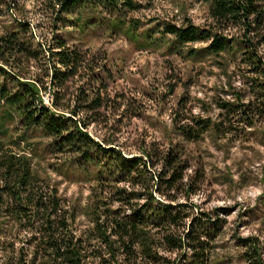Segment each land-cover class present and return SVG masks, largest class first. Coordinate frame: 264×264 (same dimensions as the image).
I'll return each mask as SVG.
<instances>
[{"label": "rangeland", "instance_id": "374dc122", "mask_svg": "<svg viewBox=\"0 0 264 264\" xmlns=\"http://www.w3.org/2000/svg\"><path fill=\"white\" fill-rule=\"evenodd\" d=\"M124 1L117 0L116 8L101 4L98 11L85 10L79 13L80 22L75 15L64 24L56 15L57 7L52 9L45 1L0 0V35L14 31L18 22L25 24L23 39L30 52L42 53L20 69L26 78L41 79V95L49 107L52 94H47L54 90L49 71L54 62L46 52L55 38L76 48L83 62L64 84L60 104L80 111L85 131L103 147L150 162L147 188L152 191L157 185L162 195L155 194L156 198L181 205L175 209L180 220L174 235H181L193 220V230L206 244L208 264H253L244 257L252 243L243 245L239 239H252L264 263V103L263 114L251 121L234 111L236 97L246 102L250 85L264 81L240 63L239 52L214 58L205 53L188 55L190 49L205 48V43L187 45L179 54L168 48L171 38L161 33L164 24L180 25L188 19L203 27L210 21L201 0H133L135 9ZM259 54L264 64V46ZM224 101L233 110L219 134L209 131L196 142L183 139L179 128L191 125L192 118L215 121L226 114L218 109ZM4 110L0 106V116ZM2 118L8 129L0 136L3 153L30 156L33 171L56 189L69 216L74 215L75 237L91 228L88 210L96 197L114 209L119 206L115 188H131L127 180L109 179L102 168L103 154L93 151V161L83 162L75 154L55 151L52 139L38 129L23 128L17 116L13 121ZM168 157L172 166L186 168L170 188L153 179H169L172 170L164 165ZM139 188L134 190L146 194ZM131 202L135 208L144 200ZM3 227L2 240L12 242L15 250H29L27 232L8 224ZM160 254L163 259L157 264L184 263L189 256L188 250Z\"/></svg>", "mask_w": 264, "mask_h": 264}, {"label": "trees", "instance_id": "16d2710c", "mask_svg": "<svg viewBox=\"0 0 264 264\" xmlns=\"http://www.w3.org/2000/svg\"><path fill=\"white\" fill-rule=\"evenodd\" d=\"M42 1L52 9L57 7L56 15L64 24L75 15V21L80 22V12L88 9L98 11L101 4L117 7V0ZM201 1L207 6L210 21L203 27L194 25L188 19L180 25L164 24L161 33L171 38L168 48L179 54L187 45L205 43V48L198 52L190 49L188 55L205 53L214 58L239 52L240 63L264 81V64L259 54L264 46V0ZM123 4L135 9L133 0H125ZM24 26L18 22L14 31L0 35V106L7 109L0 116V136L8 133L2 117L13 121L15 115L23 128L38 129L52 139L51 145L57 152L75 154L83 162L93 161L90 156L93 151L103 154L106 164L102 168L108 172L109 179L115 183L127 180L131 188L129 191L115 188L117 199L114 201L119 206L114 209L107 206L102 198L96 197L88 210L91 228L75 237L71 231L74 215L69 216L65 202L56 189L45 184L33 171L30 156L3 153L5 143L0 139V261L4 264H8L9 260L11 264H109L113 261L120 264H157L163 259L161 251L188 250V260L178 264H208L206 244L193 230V220L181 235L173 233L180 220L175 209L181 205L166 204L156 198L155 194L162 195L157 185L152 191L147 188L149 180L146 174L151 167L150 162L140 157L126 158L113 152V148L103 147L85 131V125L82 126L78 119L80 111L60 104L64 84L76 75L83 61L76 48H67L64 41L56 38L55 45L46 52L48 59L54 62L49 71V82L54 88L50 93L52 102L50 107L44 104L41 79L36 76L26 78L20 69L27 64L25 62L37 59L42 53L30 52L23 39ZM247 96L246 102L236 97L234 111L247 116L249 121L263 114L264 82L251 84ZM231 106L229 102H219L218 109L226 114H220L221 118L215 121L192 118L191 125L179 128L180 135L187 142H196L209 131L219 134L220 127L233 110ZM250 124L248 122L247 127H251ZM164 162L168 172L172 170L169 179L161 180V176L160 180L158 177L153 179L166 185V188L174 187L176 181L182 179L186 168L172 166L169 157ZM100 178L101 172H97L96 180L99 182ZM136 186L141 191L146 190V194L134 190ZM140 200H144L143 204L134 208L131 201ZM6 224L27 232L29 255L22 248L15 250L12 242L2 240ZM238 241L243 245L252 243L251 252L244 253L246 260L264 264L252 239Z\"/></svg>", "mask_w": 264, "mask_h": 264}, {"label": "built area", "instance_id": "2783aa9c", "mask_svg": "<svg viewBox=\"0 0 264 264\" xmlns=\"http://www.w3.org/2000/svg\"><path fill=\"white\" fill-rule=\"evenodd\" d=\"M47 96L49 97V93L47 94ZM50 100V99H49Z\"/></svg>", "mask_w": 264, "mask_h": 264}]
</instances>
